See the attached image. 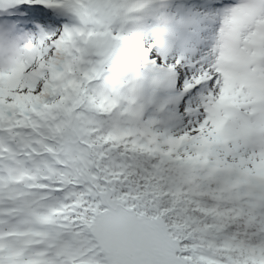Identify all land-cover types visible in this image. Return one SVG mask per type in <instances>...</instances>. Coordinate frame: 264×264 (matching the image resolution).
I'll list each match as a JSON object with an SVG mask.
<instances>
[{
	"label": "snow or ice",
	"instance_id": "obj_1",
	"mask_svg": "<svg viewBox=\"0 0 264 264\" xmlns=\"http://www.w3.org/2000/svg\"><path fill=\"white\" fill-rule=\"evenodd\" d=\"M0 264H264V0H0Z\"/></svg>",
	"mask_w": 264,
	"mask_h": 264
}]
</instances>
